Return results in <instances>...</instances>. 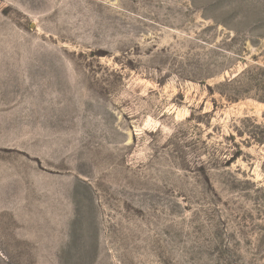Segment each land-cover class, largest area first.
<instances>
[{
    "label": "rangeland",
    "instance_id": "rangeland-1",
    "mask_svg": "<svg viewBox=\"0 0 264 264\" xmlns=\"http://www.w3.org/2000/svg\"><path fill=\"white\" fill-rule=\"evenodd\" d=\"M0 264H264V0H0Z\"/></svg>",
    "mask_w": 264,
    "mask_h": 264
}]
</instances>
